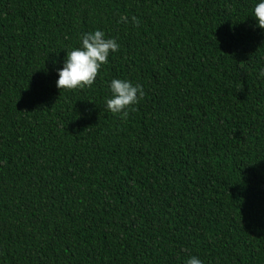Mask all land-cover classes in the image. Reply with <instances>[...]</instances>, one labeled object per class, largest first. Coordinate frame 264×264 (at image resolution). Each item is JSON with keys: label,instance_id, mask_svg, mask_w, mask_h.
Returning <instances> with one entry per match:
<instances>
[{"label": "trees", "instance_id": "obj_1", "mask_svg": "<svg viewBox=\"0 0 264 264\" xmlns=\"http://www.w3.org/2000/svg\"><path fill=\"white\" fill-rule=\"evenodd\" d=\"M259 2L0 0V264H264ZM96 30L119 51L59 89Z\"/></svg>", "mask_w": 264, "mask_h": 264}, {"label": "clouds", "instance_id": "obj_2", "mask_svg": "<svg viewBox=\"0 0 264 264\" xmlns=\"http://www.w3.org/2000/svg\"><path fill=\"white\" fill-rule=\"evenodd\" d=\"M254 18L258 27L264 29V0L254 7ZM121 23H128V17L122 15ZM131 22L139 25L137 17ZM82 45L79 48L67 51V57L62 69L59 70L57 87L61 90H76L91 88L97 79L101 66L108 63L110 53L119 51L120 45L114 38H106L101 30L85 33L81 37ZM264 76V72H261ZM112 97L106 100V108L113 114L120 115L127 120L130 111L145 97L146 93L140 84L133 85L129 80L113 79L110 83ZM187 264H202V261L192 256Z\"/></svg>", "mask_w": 264, "mask_h": 264}]
</instances>
